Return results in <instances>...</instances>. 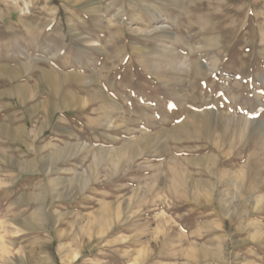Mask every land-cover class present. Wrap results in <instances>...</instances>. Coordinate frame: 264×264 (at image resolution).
<instances>
[{
  "label": "rangeland",
  "instance_id": "1",
  "mask_svg": "<svg viewBox=\"0 0 264 264\" xmlns=\"http://www.w3.org/2000/svg\"><path fill=\"white\" fill-rule=\"evenodd\" d=\"M92 1L94 8L88 6ZM217 19L235 31L237 43L209 30ZM263 29L264 0H0V65L23 72L33 62L16 80L0 78V255L10 244L9 256L16 254L23 264L45 258V264H198L204 247L223 250L228 264H264V188L240 200L227 186L233 201L223 214L199 191L173 198L166 175L169 157L186 166V159L212 156L214 167L188 169L194 180L211 182L214 198L227 189L215 182L222 172L245 178L246 185L255 165L257 180H264V154L252 142L245 145L247 137L223 143L215 132L219 149L203 140L177 143L166 137L191 112L209 113L220 126L223 120L240 122L246 132L264 134ZM211 33L220 35L217 45H208ZM27 36L35 41L31 46L23 42ZM223 42L227 49L219 47ZM166 53L178 58L175 65L182 62L184 75L176 70L161 76L146 65L155 60V66ZM197 62L207 75L194 80L190 65ZM41 69L61 76L83 73L89 80L104 75L122 106L104 122L95 119L96 102L68 110L40 78ZM88 79L82 86L66 82L63 89L86 100L92 92ZM19 86L29 91L23 102L15 92ZM19 127L25 134L16 140L11 135ZM159 132L164 152L155 145L139 148L142 136ZM131 143L139 149L135 157L105 160V153ZM69 149L74 150L66 155ZM57 150L65 153L59 161L53 159ZM80 178L83 184L75 181ZM258 223L261 232L254 230Z\"/></svg>",
  "mask_w": 264,
  "mask_h": 264
},
{
  "label": "bare ground",
  "instance_id": "2",
  "mask_svg": "<svg viewBox=\"0 0 264 264\" xmlns=\"http://www.w3.org/2000/svg\"><path fill=\"white\" fill-rule=\"evenodd\" d=\"M88 6L90 8H94L95 6V2L92 1L88 4ZM94 10V9H92ZM188 11V10H186ZM223 12V11H222ZM167 14V13H166ZM226 14V13H225ZM228 14V13H227ZM207 16V15H206ZM209 16V15H208ZM179 17V16H178ZM177 18V17H176ZM254 19V18H253ZM171 20V19H170ZM218 20V19H217ZM250 20V19H249ZM201 21H203L201 19ZM206 21V20H205ZM230 22V21H229ZM241 22V21H240ZM245 22V21H243ZM261 22V21H260ZM175 23V22H174ZM197 23V22H196ZM202 23V22H201ZM232 23V22H231ZM247 23V22H246ZM245 23V24H246ZM263 23V22H262ZM241 24V23H240ZM187 25V24H186ZM233 25V24H232ZM259 25V24H258ZM210 27V26H209ZM257 27V26H256ZM189 28V27H188ZM199 28V26H198ZM240 28V27H239ZM177 29V28H176ZM230 29V28H229ZM178 30V29H177ZM201 30V28H200ZM204 30V28H203ZM208 30V29H207ZM211 31H217L222 34H226L231 40L230 41H234L236 42L237 40L235 39L236 38V33L235 31H226V29L224 28V23L222 21H216L215 24L213 26H211V28L209 29ZM241 31V30H240ZM256 31V30H255ZM167 32V31H166ZM209 32V31H208ZM210 33V32H209ZM34 34V33H33ZM212 34V33H211ZM216 33L212 34V36L208 37L209 39V43L208 45H211V44H216L217 45V40H219L218 36H220L218 34V36L215 35ZM259 34V33H258ZM261 34L262 35V38H264V29L261 30ZM257 35V34H255ZM164 36V35H163ZM165 36L167 38H169L168 40L172 39L173 37L170 35V33H165ZM171 36V37H170ZM23 37V36H22ZM223 37H226V36H223ZM257 37V36H256ZM59 38V37H58ZM222 38V37H221ZM23 42H25L24 44H26L27 46H31V44L33 43L34 39L31 37V36H27L25 38H23ZM174 39V38H173ZM225 39V38H224ZM165 41V40H164ZM222 41V40H221ZM35 42V41H34ZM37 42V41H36ZM208 42V41H207ZM255 42V41H254ZM253 42V44H254ZM14 43V42H13ZM237 43V42H236ZM235 43V44H236ZM261 43V42H260ZM221 46L222 49L226 48L227 49V42H223L222 44L219 43ZM231 44V43H229ZM242 44V42H241ZM259 44V43H258ZM232 45V44H231ZM239 45V44H238ZM34 46V44H33ZM254 46V45H253ZM213 47V45H212ZM230 47V45H228V48ZM233 47V46H232ZM31 48V47H30ZM259 48V47H257ZM36 49V47L34 48ZM167 49H170V48H167ZM215 49V48H214ZM243 50V49H242ZM241 50V52H242ZM36 51V50H35ZM159 51V50H158ZM167 51V50H166ZM236 51V50H235ZM247 51V50H246ZM254 51V50H253ZM214 53V51H212ZM237 52V51H236ZM235 52V53H236ZM162 54V51L160 52ZM159 53V54H160ZM168 53V52H167ZM163 54L162 57H158L156 59V65L153 66V63L155 60H153V62H146V65H148L150 68H154L155 69H159V74L161 76L163 75H166L168 71H171L172 73H168V74H173V72L176 70L181 72L182 75H184L183 73H186V69L183 67L182 65V62L180 66V63H177L179 65H175V61L176 59H178L177 57L175 58L174 56L170 54ZM174 54V53H173ZM157 55V54H156ZM175 55V54H174ZM153 56V55H152ZM156 57V56H155ZM164 60V64L161 65L160 61L162 59ZM160 59V60H158ZM33 60V59H32ZM37 61V60H36ZM187 61V60H186ZM31 61H29L28 63L29 64H26L24 67H23V72H26L27 70L31 69V67L33 66L32 63H30ZM184 62V61H183ZM72 63V62H70ZM79 63V61H78ZM66 66H69V64H65ZM79 65V64H78ZM145 65V64H143ZM20 66V65H19ZM72 66V65H71ZM80 66V65H79ZM147 66V67H148ZM180 66V67H179ZM187 66V65H186ZM166 67L168 68L167 71H162V70H165ZM190 68H191V74L193 76V79L196 80L197 78H202L204 77L207 72V68H205V66L203 64H192L190 65ZM214 68V67H213ZM102 69V68H101ZM220 69V67H219ZM42 70V69H41ZM240 70V69H239ZM30 71V70H29ZM158 71V70H157ZM22 72V68H12L8 65L4 66V65H0V78L3 79V78H9V80H16L20 74ZM22 72V74H23ZM80 72V71H79ZM78 72V73H79ZM27 73V72H26ZM72 72V74H69V75H64V76H61V75H52L49 71H46V69L42 70L41 71V75H40V78L42 79V81H44V83H46L48 85V88H49V91L50 93L54 96H58V98L61 99V101L63 102L64 106L66 107V109L68 110H72L71 108L73 107L74 109L76 107L77 104L79 106V108H82L83 106H85V103H97L98 104V107L96 109H94V111L96 112L95 114L97 115V118L95 117V119H98L99 121L101 122H104V121H107L108 118H110L113 114L115 115V112L117 111V109L119 108V104H117L116 100L114 99V96L112 94V92L110 91L111 90V87L112 84H110L108 81H107V77L106 76H102L104 79H102L99 74L98 76L97 75H93L89 80L88 78V84L87 86H91V93L89 95H86L87 98L86 100L83 99H78V97H76L73 93L69 92V91H65L63 89V85L64 83L66 82H76L78 85H73L72 87L74 86H82V82L84 81V78L87 82V79H86V75L83 77V74L81 76V74H79L80 76L76 75L75 72ZM98 73V72H97ZM115 73V72H114ZM156 74V72H154ZM242 73V71H241ZM21 74V75H22ZM111 74V73H110ZM239 74V73H238ZM90 77V76H89ZM170 77V76H168ZM177 77V76H176ZM186 77V76H185ZM206 77V76H205ZM158 78H160L158 76ZM171 79V78H170ZM175 80V79H174ZM172 81V80H171ZM173 82V81H172ZM171 83L170 81L167 82V85ZM255 85V84H254ZM84 86V84H83ZM66 87V86H65ZM70 87V86H69ZM69 88H67L68 90ZM71 89V88H70ZM75 89V88H73ZM72 89V90H73ZM80 89V88H79ZM76 90V89H75ZM88 91V90H87ZM115 91V90H114ZM119 91V90H118ZM15 92H16V95L17 97L22 101V100H25L27 99L30 95H29V91H28V88H26L25 86H19L15 89ZM75 92V91H74ZM114 93V92H113ZM181 93V91H180ZM32 94V93H31ZM118 94V93H116ZM181 97V96H180ZM188 97V96H187ZM184 98V97H183ZM29 99V98H28ZM56 99V98H55ZM185 100V99H184ZM192 102L195 100V99H191ZM190 101V100H189ZM23 102V101H22ZM21 102V104H22ZM128 102V101H127ZM195 102V101H194ZM199 102V101H197ZM87 103V104H88ZM198 104V103H197ZM206 105V104H205ZM120 106H122L120 104ZM90 112V111H89ZM124 112V111H123ZM193 112H191V114L187 117V120L186 121H183V122H180L178 123L175 127H173L171 130H169L167 133H166V137L168 139H170L171 141H175V142H185V141H192V140H203L206 142L207 146H209V148H213V149H219V142L216 140V135H215V132H220V135L218 138V140L220 142H228L229 138L232 137V136H235L241 143V141L244 139V137H247L246 138V141H245V145L248 144V143H251L252 142V146L254 147V149L256 150L257 153H262L264 154V142H263V135L262 133H260V131L258 132L257 130H252L250 132H246L245 130V127L242 126V124L240 122L238 123H232V124H229L227 122H223L220 123L222 124L221 126L218 125V123H215L213 120H212V117L209 115V113H202V114H192ZM198 113V112H197ZM189 114V112H188ZM92 115V114H91ZM212 115V114H211ZM115 117V116H114ZM216 117V116H215ZM185 118V117H183ZM166 119V118H165ZM109 120V119H108ZM112 120V118H111ZM229 120V119H228ZM166 121V120H165ZM219 121V120H218ZM239 121V120H238ZM95 123V122H94ZM98 123V121H97ZM88 124V122H87ZM86 124V125H87ZM110 125V124H109ZM47 126V125H46ZM95 126H96V123H95ZM106 126V125H105ZM115 126V125H114ZM109 128V126H107ZM44 128L45 126L42 125L39 129V133H42L44 131ZM97 129V128H96ZM263 130V129H262ZM25 129L23 127H19L17 128L13 134L11 135L12 138L18 140L20 138V136L24 135L25 134ZM264 133V131H263ZM40 135V134H39ZM162 133L159 132L157 134L154 135V137H149L148 135H144L140 138V140L138 141L139 143V148L141 147L143 150H147L149 148H151L152 146L155 145V147H157L161 152H164L165 151V148H164V145L162 144L161 142V138H162ZM233 138V137H232ZM248 139V141H247ZM134 140V139H133ZM127 141V140H126ZM237 141V140H236ZM235 141V142H236ZM231 142V141H230ZM190 142H188L187 144H189ZM123 144V143H122ZM137 143H131V144H126V146L118 152H108V153H105L104 154V158L105 160L107 161H123V159H125V154L129 153L132 158L135 157L137 155V152H138V146L136 145ZM200 144H202L200 142ZM221 144V143H220ZM234 144V142H233ZM170 145V144H169ZM235 145V144H234ZM237 145V144H236ZM243 145V143L241 144ZM68 146V145H66ZM70 146V145H69ZM72 146V145H71ZM82 146V145H81ZM65 147V146H64ZM75 147V146H74ZM181 147V146H180ZM194 147V146H193ZM70 148V147H69ZM191 148V147H189ZM221 148V147H220ZM232 148V147H231ZM58 149L57 147L55 148V150ZM75 149V148H74ZM74 149H69L67 152L66 155H68V152L70 154V152ZM222 149V148H221ZM64 150H67V149H64ZM79 150H82V148H80ZM177 150V149H176ZM63 151V150H62ZM78 151V150H77ZM191 151V150H190ZM194 151V150H193ZM203 151V150H202ZM201 151V152H202ZM206 151V150H205ZM224 151V150H223ZM75 152V151H73ZM64 151L61 152L60 150H57L56 152H53V159L56 160L58 159H61V157L65 154ZM72 153V152H71ZM76 153V152H75ZM102 153V152H101ZM116 156H113L112 154H114ZM194 153V152H193ZM225 153V151H224ZM169 154V153H168ZM250 154V153H249ZM74 155V154H73ZM171 155V153H170ZM173 155V154H172ZM256 155V154H255ZM261 155V154H260ZM226 156V155H225ZM67 157V156H66ZM71 157V156H69ZM204 157V156H203ZM258 157L259 159V156H256ZM261 157V156H260ZM100 156L97 158L99 159ZM127 158V157H126ZM191 158V157H189ZM224 158V157H223ZM168 159V158H167ZM169 164H170V167H167V180H170V184L169 186H167V190L169 192L172 193V196L173 198H178V200H180V198H187L188 197V193L190 192V190H193L197 193V191L201 192L204 194V196L207 197L208 201L210 200V202H214L216 203L217 205V208L220 209L221 212H223V214L227 213V211L230 209L231 205H232V201H233V198L229 197L228 196V193H226L228 191V188L227 186H233L234 187V191L237 193V196L239 197L240 200L242 199H246L248 198L249 195L261 190L262 188H264V180H257V175H258V171H257V168H255L254 166L255 165H252L251 168H250V172H249V175L250 176V180H247V184L246 185H242V182L245 180H239V177L237 176V178H232L231 177H228L226 176V174L224 172L220 173L218 179L215 181L217 184L219 185H225L226 186V190L225 191H217V195L216 198L213 197V193H214V187L213 185L211 184L210 181H205L204 179L203 180H194L192 178V173L189 171V166H197V167H200V168H204V165L206 163H211L212 166L214 167V165L216 164V161L214 159V157L212 156H206L204 158H191V159H186L185 163H186V166H183L182 164H180V161H178L177 159H175L174 157H169ZM239 159V158H237ZM254 159V158H253ZM252 159V160H253ZM257 159V158H255ZM96 160V159H95ZM101 160V159H100ZM126 160V159H125ZM261 160V159H260ZM220 161V160H219ZM239 162V160H237ZM257 161V160H255ZM97 162V161H95ZM99 162V160H98ZM101 162V161H100ZM103 163V162H102ZM94 164V163H93ZM251 164V163H250ZM253 164V163H252ZM257 164V163H256ZM115 165V164H114ZM220 165H223V163H221ZM207 166V164H206ZM92 169L94 168V165L91 166ZM114 167V166H113ZM221 167V166H220ZM260 167H262L260 165ZM112 169V168H111ZM212 169V168H211ZM210 169V170H211ZM101 170V168H100ZM114 170V168H113ZM120 170V169H119ZM110 171V170H109ZM200 171V170H199ZM214 171V170H213ZM248 172V171H247ZM94 173V172H93ZM111 173V172H110ZM201 173V172H200ZM242 173V172H241ZM95 174V173H94ZM244 174V173H243ZM90 175V174H89ZM239 175V174H238ZM260 175V174H259ZM97 176V175H96ZM236 176V175H235ZM247 176V174H246ZM80 177V175H79ZM91 177V175H90ZM261 177V176H260ZM86 178V177H85ZM84 178V179H85ZM108 178V177H107ZM77 179V177H76ZM249 179V178H248ZM88 180V179H87ZM85 180V181H87ZM77 181V183H82L83 184V180L81 181V178L78 179V180H75ZM96 181V180H95ZM90 182V181H89ZM213 183V182H212ZM76 184V183H75ZM85 184V183H84ZM79 185V184H78ZM50 186V185H48ZM87 186V185H86ZM81 187V186H79ZM178 188H181V192H178ZM83 189V188H82ZM230 189V188H229ZM67 191V190H66ZM194 192V193H195ZM216 192V191H215ZM234 192V193H235ZM233 193V192H232ZM179 194V195H178ZM216 194V193H215ZM197 195V194H196ZM232 195V194H230ZM234 195V194H233ZM187 196V197H186ZM191 197V200L192 201H195L197 200V198L195 196L190 195ZM258 197V196H257ZM263 196H261L262 198ZM211 198V199H209ZM171 199V198H170ZM174 199V200H175ZM173 200V199H172ZM256 200H260V199H256ZM255 200V202H256ZM244 201V200H243ZM180 202V201H179ZM235 202V201H234ZM259 202V201H257ZM236 203V202H235ZM248 203V202H247ZM246 203V205H247ZM179 204V203H178ZM237 204V203H236ZM256 204V203H255ZM183 205V204H181ZM195 205V204H194ZM258 205V204H257ZM178 206V205H177ZM249 207V206H248ZM251 207V206H250ZM249 207V208H250ZM255 207V205H254ZM104 208V207H103ZM109 209V208H108ZM171 209V208H170ZM173 209V208H172ZM252 209V208H251ZM254 209V208H253ZM263 209V208H262ZM102 210H105L102 209ZM177 210V208H176ZM217 210V209H216ZM172 211V210H171ZM106 212V211H105ZM104 212V213H105ZM103 213V212H102ZM103 213V214H104ZM107 214V213H106ZM100 215V214H99ZM111 215V214H110ZM109 215V216H110ZM107 216V215H106ZM240 216V215H239ZM105 217V216H104ZM99 218V217H98ZM222 218V217H221ZM103 219V218H102ZM108 219V218H105V220ZM35 220L34 219H31V222H33ZM96 221V220H95ZM99 221H103L101 220V218L99 219ZM28 222V221H27ZM30 222V223H31ZM97 222V221H96ZM107 222V221H106ZM250 222V220H249ZM29 223V222H28ZM100 223V222H98ZM27 224V223H26ZM100 225V224H99ZM101 226V225H100ZM55 227V226H54ZM262 225H260L259 223L256 225L254 224V230L256 232H261L262 230ZM56 232V231H55ZM257 237V236H255ZM250 238V237H249ZM259 238H261L259 236ZM10 247V244L8 245ZM9 247H6L4 249V251L2 252V254L0 255V259L2 261L1 264H11L12 262L15 263V264H23V260L22 258H16V254L15 256H9V253H11V249ZM16 252V251H15ZM80 252V251H79ZM201 254H199V258H200V261L198 262V264H203V263H209V262H213L214 264H228V261L229 259L227 258L226 254L224 253L223 250H212V249H209V248H204L203 247V250L202 252H200ZM81 254V252L79 253ZM195 254V253H194ZM192 254V255H194ZM13 255V254H12ZM18 255V254H17ZM77 254H73L72 257H71V260H75ZM20 257V255H19ZM24 257V256H23ZM68 257V256H67ZM37 258V257H36ZM234 258V257H233ZM35 260V259H34ZM40 260V259H39ZM37 259V262L35 264H45V262H48L49 259L48 258H45L44 260H41L39 261ZM11 262V263H10ZM33 263V262H32Z\"/></svg>",
  "mask_w": 264,
  "mask_h": 264
}]
</instances>
